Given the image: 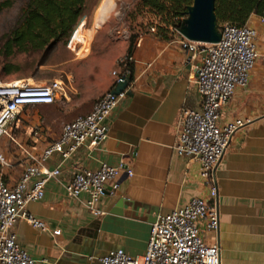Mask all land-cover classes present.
Masks as SVG:
<instances>
[{"label":"crops","instance_id":"crops-1","mask_svg":"<svg viewBox=\"0 0 264 264\" xmlns=\"http://www.w3.org/2000/svg\"><path fill=\"white\" fill-rule=\"evenodd\" d=\"M251 14L246 23L257 30L261 56L250 71L246 87H237L221 109L220 122L235 118L248 122L232 135L214 169L217 195L210 199L218 211L216 230H202L208 243L221 246L220 264H264V24ZM133 87L108 117V132L97 146L78 148L63 159L55 153L47 167H60L57 180L45 183L42 199L27 203V210L48 226L47 231L18 219L14 225L18 243L35 260L34 264H101L99 258L122 248L141 256L153 217L183 206L193 196L208 197L200 176V162L175 154L176 126L181 109L200 105L194 79L197 59L182 49L180 36L171 26L166 34L139 32L133 42ZM111 84L107 76L97 99ZM32 113L12 123L18 146L7 137L0 139V152L11 165L0 164V176L14 184L27 163V152L38 154L60 132L56 119L29 105ZM88 105L82 111L89 112ZM85 114V113H84ZM35 133L34 131H36ZM123 161L133 174L123 176L114 194L96 202L104 214L93 215L85 206L88 195L70 198L64 184L81 168L97 169L101 163ZM145 207L134 213L125 202ZM60 229L54 235L53 229Z\"/></svg>","mask_w":264,"mask_h":264},{"label":"built area","instance_id":"built-area-1","mask_svg":"<svg viewBox=\"0 0 264 264\" xmlns=\"http://www.w3.org/2000/svg\"><path fill=\"white\" fill-rule=\"evenodd\" d=\"M258 18L264 24V11ZM178 28L171 26L180 36L182 49L189 53V58L198 60L194 84L200 105L196 109H181L173 150L178 156L199 160L200 176L208 187V197L193 196L183 206L158 215L150 223L146 249L141 256H132L118 248L100 257L101 264H220L221 246L206 242L202 235L203 229L213 231L219 225L216 206L209 202L217 195L214 169L232 135L248 122L238 117L221 123V109L237 87L247 86L250 71L261 56L257 30L247 23L224 21L220 23L219 41L200 42L184 37ZM150 31L155 32V26L150 27ZM134 61L132 53L116 60L110 71V87L95 100L88 113L66 122L59 136L40 153H26L27 163L14 184L6 183L0 176V264H34L35 260L18 243L14 225L21 218L42 231L49 230L43 220L26 208L28 202L43 198L48 180L59 178L60 167H47V160L55 153L66 159L78 148L95 147L105 139L111 111L133 87ZM123 83L122 90L113 92ZM60 95L66 98L62 80L56 78L44 83L28 79L0 81V139L5 136L21 147L12 133V123L22 108L54 103ZM0 164L11 165L1 152ZM132 174L131 167L123 161L117 165L101 163L97 169L75 171L64 189L70 198L86 193V208L100 216L104 211L96 207L98 199L106 193L114 194L120 179ZM52 233L59 234L60 229H53Z\"/></svg>","mask_w":264,"mask_h":264},{"label":"rangeland","instance_id":"rangeland-1","mask_svg":"<svg viewBox=\"0 0 264 264\" xmlns=\"http://www.w3.org/2000/svg\"><path fill=\"white\" fill-rule=\"evenodd\" d=\"M102 1L85 0L83 17L71 37L37 51L13 49L8 53L4 48V35L15 25L26 0H12L11 6L0 11V81L62 80L66 98L57 96L51 108L44 111L56 119L52 127L59 132L66 122L83 115V109L93 105V97L103 87L116 60L126 54L129 42L139 32L150 31V24L163 23L149 8L138 5L140 0H110L109 8L95 26ZM9 66L13 70L7 73ZM27 113H32V107H23L18 117Z\"/></svg>","mask_w":264,"mask_h":264},{"label":"trees","instance_id":"trees-1","mask_svg":"<svg viewBox=\"0 0 264 264\" xmlns=\"http://www.w3.org/2000/svg\"><path fill=\"white\" fill-rule=\"evenodd\" d=\"M192 2L140 0L138 5L161 17L163 23L150 24L149 28L155 26V33L164 35L170 26H179ZM11 4L12 0L0 1V11ZM84 5L85 0H26L15 25L4 35L6 52L10 53L13 49L37 51L59 41L66 42L80 24ZM214 11L219 24L224 21L244 24L251 14L263 13L264 0H215ZM133 42L134 39L129 42L127 54L132 53ZM12 70L10 66L6 68L7 73ZM52 104H44L49 106H43L42 111L50 109Z\"/></svg>","mask_w":264,"mask_h":264},{"label":"water","instance_id":"water-1","mask_svg":"<svg viewBox=\"0 0 264 264\" xmlns=\"http://www.w3.org/2000/svg\"><path fill=\"white\" fill-rule=\"evenodd\" d=\"M215 0H193L187 8V16L179 24V32L186 38L200 42H217L220 39V25L215 15ZM125 83L118 85L113 92L122 90ZM125 207L130 206L134 213L143 212L145 207L132 202H125ZM152 216L151 222L155 221L153 211L149 210L147 215Z\"/></svg>","mask_w":264,"mask_h":264},{"label":"bare ground","instance_id":"bare-ground-1","mask_svg":"<svg viewBox=\"0 0 264 264\" xmlns=\"http://www.w3.org/2000/svg\"><path fill=\"white\" fill-rule=\"evenodd\" d=\"M110 5V0H103L102 4L96 14V20H95V26L99 20V18L105 13V11L109 8ZM95 28V27H94ZM87 38L89 39V36H87Z\"/></svg>","mask_w":264,"mask_h":264}]
</instances>
